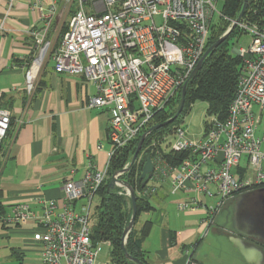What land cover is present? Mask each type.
Masks as SVG:
<instances>
[{"label": "built area", "instance_id": "1", "mask_svg": "<svg viewBox=\"0 0 264 264\" xmlns=\"http://www.w3.org/2000/svg\"><path fill=\"white\" fill-rule=\"evenodd\" d=\"M3 1L10 7L15 2L0 0V8ZM217 1L74 0L78 10L55 47L54 37L49 38L52 20L62 2L69 7L74 2L33 0L40 19L30 36L38 51L26 74V89L34 90L36 76L49 60L56 73L84 76L97 90L88 108L105 109L110 117L111 161L151 128L156 114L190 78L206 52ZM237 27L248 35L249 43L236 51L243 65L227 117L210 118L199 139L187 138L184 127H178L170 148L173 154L187 157L174 165L156 155L152 178L143 191L135 192L150 197L157 184L167 182L173 194L189 195L178 203V209L205 211L207 225L214 222L226 201L264 187V18L261 24L241 21ZM10 128L11 113L0 109V147ZM243 159L245 168L241 167ZM108 167L102 172L89 171L79 181L68 179L61 202L43 203V233L35 238L42 247L41 264H98L101 246L110 243H92L91 207L108 179ZM122 176L117 177L121 180ZM116 189L130 199L128 188L119 183ZM209 199L218 201L211 205ZM79 201H84L81 210L75 208ZM29 220V206L17 205L11 222L23 226ZM186 257V264H200L190 252Z\"/></svg>", "mask_w": 264, "mask_h": 264}, {"label": "crops", "instance_id": "2", "mask_svg": "<svg viewBox=\"0 0 264 264\" xmlns=\"http://www.w3.org/2000/svg\"><path fill=\"white\" fill-rule=\"evenodd\" d=\"M32 3L15 0L10 7L3 1L0 8V109L11 113L9 135L0 147V238L14 264H41L42 247L35 238L43 233V203L61 202L68 179L79 181L89 171H105L111 151L109 114L88 108L97 90L84 76L56 73L49 60L36 76L34 90L27 91L26 74L38 51L30 31L40 19ZM257 189L261 188L250 191ZM188 196L173 194L162 182L148 197L151 210L141 213L136 229L152 224L142 242L150 264H186L187 252L200 264H264V255L238 242L246 239L227 219L219 221L224 212H234L233 206L225 209L229 200L207 225L205 211L178 209ZM213 201L207 202L213 205ZM83 203L75 208L81 210ZM19 204H27L30 211L23 226L11 222Z\"/></svg>", "mask_w": 264, "mask_h": 264}, {"label": "trees", "instance_id": "3", "mask_svg": "<svg viewBox=\"0 0 264 264\" xmlns=\"http://www.w3.org/2000/svg\"><path fill=\"white\" fill-rule=\"evenodd\" d=\"M221 1L223 3L222 14L235 20L242 10L244 0ZM263 18L264 0H249V5L242 22L261 24ZM219 26L213 27L210 30L206 51L222 36H220L221 30L219 28L221 26ZM238 32L241 35L246 34L238 27L234 28L229 38L210 53L198 74L188 85L184 109L188 112L192 104L197 102L206 103V122H209V118L212 117L224 120L235 98L243 60L228 50V41L238 34ZM180 100V95H177L168 105L174 109V105H180ZM175 111L176 108L172 112L164 108L156 114L151 127L168 121L174 117ZM185 114L169 126L152 132L146 139L132 168L121 177V180L127 183L135 192L143 191L146 188L142 186L140 177L143 167L149 158L153 160L156 155H160L172 164L177 165L187 157V154H173L170 148V139H173L175 130L182 126ZM140 139L141 137L114 155L108 167V179L95 195L94 220L93 223L90 221L91 240L94 245L105 242L110 243V264H135L126 258L122 246L124 231L132 217L131 200L119 195L118 189L108 191V186L112 176L116 172L123 170L132 160ZM154 143H157V145L154 146ZM136 196L138 214L135 224L138 222L142 212L151 210L148 197ZM2 210L0 206V214H2ZM151 228L152 224L150 222H147L140 230L133 228L126 242L128 254L139 259L144 264L150 263L142 250V242L149 236Z\"/></svg>", "mask_w": 264, "mask_h": 264}, {"label": "water", "instance_id": "4", "mask_svg": "<svg viewBox=\"0 0 264 264\" xmlns=\"http://www.w3.org/2000/svg\"><path fill=\"white\" fill-rule=\"evenodd\" d=\"M248 5H249V0H244L242 10L239 16L234 20L231 28L226 33H224L215 44L209 47L205 52V54L203 55L202 59L200 60V62L192 72L190 78L187 80V82L182 88L180 105L174 117H172L171 119H169L164 123L151 127L146 133H144V135L141 137L139 141L136 152L130 162V166L127 169L116 172L109 183L108 191L115 190L117 188V184L121 183L131 192L130 200L132 203V217L128 227L124 231L122 246L126 258L135 264H144V263L141 262L139 259L134 258L128 254L126 248V242L130 232L134 228L138 214L137 196L135 191L127 183L119 180L117 176H119V174L124 175L132 168L143 148L146 139L148 138L149 135H151L152 132L169 126L180 117L185 106L186 92L189 83L198 74L204 61L210 55V53L214 51L216 48H218L221 44H223L229 38L233 29L236 28L238 24L241 23L247 11ZM153 172H154V164L152 160L149 158L143 167V171L140 177V179L142 180L143 187H145L148 184V182L152 178ZM230 206H233L234 209L233 229L237 234H239L240 236L246 239L243 240L241 238H238L237 239L238 242L241 245L248 244L249 246L253 247V249L258 251L261 255H264V187H262L261 189H257L255 191L247 192L243 195H240L239 197L230 199L226 203L225 209H228Z\"/></svg>", "mask_w": 264, "mask_h": 264}, {"label": "rangeland", "instance_id": "5", "mask_svg": "<svg viewBox=\"0 0 264 264\" xmlns=\"http://www.w3.org/2000/svg\"><path fill=\"white\" fill-rule=\"evenodd\" d=\"M72 1L74 2V0H72ZM70 5H71V3H70ZM222 5H223V3L221 0H218L216 2L217 11L215 12L212 23H211V29L213 27H217L219 25L221 26V27L219 26L220 27L219 29L221 30L220 36L223 35L224 33H226L231 28L233 21H234V20L230 19L229 17H226L222 14ZM61 6L62 7L60 9V12L52 20L51 28L49 31V34H50L49 38L54 37L53 44L55 45V47H59V45L61 44L63 37L67 31L68 23L70 22L71 18L74 16L76 11L78 10V7H77L75 2H74V5H72V7L71 6L69 7V4H67L65 2H62ZM220 14L222 16H220ZM157 22H160V20H158ZM248 43H249L248 35L247 34L241 35L238 32V34L233 36L228 41V50L231 53H234L237 55V53L234 51H237V50L241 49L242 47H246L248 45ZM182 88L177 94H175L173 96V98L170 100V102L177 95H180V99H181ZM168 104L165 106L166 110H170L172 112L176 108V111L174 113V115H175L177 113L179 105H176V106L174 105V109H173ZM206 110H207V105L204 102H197V103L192 104L191 107L189 108L188 112H186L185 109H183L180 117H182L183 114L186 113L184 118H183L184 120H183L182 126L184 127V129L187 132V138H189V139L202 138V136L205 133L204 132L205 125H206V131H207V128L209 127V125H208V122H206L207 124L205 123V121L207 120ZM255 110H256V108H255ZM261 129H262V127H261ZM263 130H264V123H263ZM173 141H174L173 139H170L171 143ZM241 167L242 168L246 167L245 159L242 160ZM215 200L218 201V199H215ZM216 201H213V205H215ZM95 204H96V200L94 198V201H93L92 207H91V216H92V218H90L91 223H93V220H94ZM233 216H234V212H232V210H230L229 212H224V214L220 217L219 221L221 222V221H224L225 219H227L229 221L228 222L229 225H232V227H233ZM136 225H137V223L134 225L135 229H136ZM110 252H111L110 246L102 245L101 246V252H100V255H99V258L97 261L98 264H108L110 262ZM10 255H11V252H10V249H9L7 243L4 242V240H1V238H0V264H14V259Z\"/></svg>", "mask_w": 264, "mask_h": 264}]
</instances>
